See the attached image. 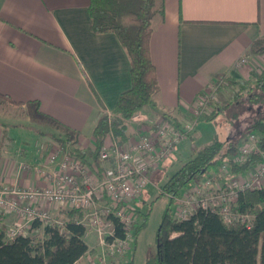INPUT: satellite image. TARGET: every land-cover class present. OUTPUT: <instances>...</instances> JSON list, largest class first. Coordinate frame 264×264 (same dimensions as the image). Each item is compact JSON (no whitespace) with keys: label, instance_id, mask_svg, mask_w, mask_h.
<instances>
[{"label":"crops","instance_id":"1","mask_svg":"<svg viewBox=\"0 0 264 264\" xmlns=\"http://www.w3.org/2000/svg\"><path fill=\"white\" fill-rule=\"evenodd\" d=\"M89 4L0 0V103L35 107L39 123L66 131L58 133L69 135L67 150L96 168L93 131L132 81L129 57L116 35L91 31ZM152 22L151 56L160 91L140 114L168 115L180 123L219 78L241 81L258 65L251 46L264 39V0H159ZM0 117V185L46 187L47 174L56 169L48 157L61 141L37 136L8 114ZM140 128L139 133L148 131L145 124ZM51 209L64 217L66 208ZM13 222V215H0L5 228ZM85 241L90 250L98 245L94 236Z\"/></svg>","mask_w":264,"mask_h":264},{"label":"trees","instance_id":"2","mask_svg":"<svg viewBox=\"0 0 264 264\" xmlns=\"http://www.w3.org/2000/svg\"><path fill=\"white\" fill-rule=\"evenodd\" d=\"M158 1L90 0L91 31L116 35L129 57L132 81L131 88L120 96L111 113L113 118L104 114L93 131L96 146L93 156L97 171H102L99 150L107 138L111 137L119 145L126 143L130 139L127 121L143 113L160 91L150 47L152 21L158 12ZM251 52L264 53V39L254 42ZM251 75L252 79L244 82L232 80L231 84L238 86L232 101L221 109L201 115L198 121H214L219 111L246 100L257 106L256 117L246 128V132L259 136L257 150L246 162L234 164L232 156L238 152L239 138L222 140L216 135L170 176L162 188L163 194L181 197L191 183L224 162L231 163L232 176H242L260 163L264 154V69L252 71ZM66 145L63 144L64 147ZM80 157L85 159L83 155ZM238 209L254 217L250 229L238 223L227 225L219 215L202 209L189 219L179 221L174 218L169 206L157 232V252L147 259L146 264H264V187L241 192ZM64 211V224L46 225L44 238L41 239L30 235L43 226L39 221L34 222L28 236L13 240L6 239L5 226L0 224V264H75L80 260L90 250L85 241L86 228L81 223L83 215L77 210ZM137 213L141 222L135 228L133 249L149 217V213H142L140 209ZM114 224L117 237H124L119 221L114 220ZM128 264H132L131 258Z\"/></svg>","mask_w":264,"mask_h":264},{"label":"built area","instance_id":"3","mask_svg":"<svg viewBox=\"0 0 264 264\" xmlns=\"http://www.w3.org/2000/svg\"><path fill=\"white\" fill-rule=\"evenodd\" d=\"M246 61V57L242 58L237 67ZM210 97L209 90L200 95L189 116L180 123L173 122L167 115L157 119L146 114L135 115L132 119L139 126L145 124L148 131L122 145L104 144L99 150L102 171H97L63 145L54 147L48 163L56 169L47 174L46 187L0 185V215L14 216V222L5 228L6 239L28 236L35 221L62 226L63 222L53 218L52 206L77 210L83 215L85 237H96L98 245L75 264H128L138 224L135 202L148 185L150 173L169 159L180 142L194 131L198 118L206 113ZM258 140L255 133L245 136L238 152L232 156L233 163L246 162L257 150ZM39 148L43 150L44 145ZM230 164L219 165L213 177L190 187L181 197L171 196L176 202L174 218L187 220L202 209L219 215L227 225L238 223L250 229L254 217L239 211L238 199L241 192L264 187V154L255 169L242 176H232ZM218 179H222V183L217 182ZM114 220L122 225L124 237H117Z\"/></svg>","mask_w":264,"mask_h":264},{"label":"rangeland","instance_id":"4","mask_svg":"<svg viewBox=\"0 0 264 264\" xmlns=\"http://www.w3.org/2000/svg\"><path fill=\"white\" fill-rule=\"evenodd\" d=\"M255 57L257 58L256 64L258 63V65L257 67L253 68L252 71L259 72L264 69V53L262 52L257 54ZM252 71L247 76V79L241 80V82L252 79ZM232 80L233 79L223 76L213 84L214 87L209 89V92L212 93V97L208 99L206 113L203 115L210 113L214 109H221L223 106L232 101L234 93L238 90L237 85L231 84ZM0 101H2V99ZM2 104H5V102ZM2 104L0 103V116L3 114H8L15 123L32 129L31 131L36 132L37 136H42V138L49 137V139L51 138L54 140H59L61 141V143L59 142L60 145L66 143V134L59 135L60 133H58L66 131H62L59 129V127L54 125L48 128L47 124H40V117H38L39 115L35 107L29 106L22 108L21 106H14L11 108ZM256 110L257 106H252L248 101L245 100L235 105L232 104L225 111H219L220 113L214 121H202L199 123L197 120V126L195 130L189 134L186 139H183L180 142L174 154L171 155L170 158L165 161V163L163 162L164 164H161L157 170H154L150 173V181L148 185L143 189L139 201L135 202L137 209H140L142 213H149V217L146 226L140 231L137 237V243L134 249L129 254L130 258L132 259V264H146L147 259L157 252V232L162 221V216L169 206L172 213L176 207V202H173L174 200L171 198V195L163 194L162 191L163 186L170 176L175 173L183 163L188 161L191 157H194L195 154L192 153H195L197 150L209 144L216 135L222 140H227L229 137L234 139L239 138V148L242 144V141H244L245 136L250 133L246 132V128L248 127L249 122L254 117H256ZM107 116L113 118L112 114H107ZM158 117L156 116L155 118L157 119ZM131 121L133 122L131 123ZM127 123V132H130L133 138L136 137L140 132L141 125H134L135 127L133 128V119L127 121ZM136 124L139 123L136 122ZM240 129L242 132H236L238 130L240 131ZM109 139L112 140L111 137H109ZM111 140L108 141L109 145L114 144V142ZM179 146L181 150V156L177 155L176 153ZM64 150L66 149L64 148ZM95 150L96 148H94L93 154L95 153ZM172 158H177L179 160L175 161ZM216 169L217 167L214 168L213 171ZM213 171L191 183L187 187L186 191L189 190L190 187L205 181L207 178L213 177ZM217 182L222 183V179H218ZM58 212L59 211L51 209L53 218L61 222L65 221V219H62L65 216L61 218L59 215H57ZM136 215L138 218V223H140L141 218L138 216V213H136ZM45 226L46 225L43 224L40 229L32 231L30 235L39 239L44 238L43 229ZM90 236L88 237L90 238ZM88 237L87 239H89Z\"/></svg>","mask_w":264,"mask_h":264}]
</instances>
